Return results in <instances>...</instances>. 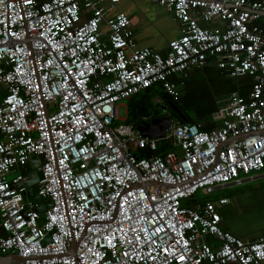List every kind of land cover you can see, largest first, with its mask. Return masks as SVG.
Masks as SVG:
<instances>
[{
	"label": "built area",
	"instance_id": "2783aa9c",
	"mask_svg": "<svg viewBox=\"0 0 264 264\" xmlns=\"http://www.w3.org/2000/svg\"><path fill=\"white\" fill-rule=\"evenodd\" d=\"M179 35L138 47L121 0H0V256L20 264H264V237L224 231L203 190L264 169V0H156ZM219 22L205 27L202 23ZM214 61L232 78L220 126L147 139L117 103ZM169 142L171 149L158 153ZM29 159L36 197L26 198ZM214 241L212 245L211 241Z\"/></svg>",
	"mask_w": 264,
	"mask_h": 264
},
{
	"label": "crops",
	"instance_id": "0c3cea01",
	"mask_svg": "<svg viewBox=\"0 0 264 264\" xmlns=\"http://www.w3.org/2000/svg\"><path fill=\"white\" fill-rule=\"evenodd\" d=\"M114 12H121L129 18L134 39L140 48L147 47L164 54L168 43L179 35L178 24L155 0H121ZM256 24L264 31V14ZM202 25L211 28L221 24L214 22ZM170 81L180 92L177 101L170 99L178 112L168 106L164 98L166 95L159 86H155L149 97L158 111L138 117L139 121L147 122L148 119L161 118V115L171 112L174 123L182 122L183 118L209 131L220 126L230 95L236 93L246 96L252 84L248 77H230L226 71L219 70L214 61H209L202 68H189L182 75L172 76ZM159 99H162L161 103ZM220 198L229 200L217 208L221 217L220 226L224 231L243 240L255 241L264 237V169L250 178H244L241 184L217 187L202 200L216 201ZM211 243L214 245L215 242L212 240Z\"/></svg>",
	"mask_w": 264,
	"mask_h": 264
},
{
	"label": "water",
	"instance_id": "95a60500",
	"mask_svg": "<svg viewBox=\"0 0 264 264\" xmlns=\"http://www.w3.org/2000/svg\"><path fill=\"white\" fill-rule=\"evenodd\" d=\"M156 1V0H155ZM157 2V1H156ZM168 106L171 107L176 113L178 112L174 105L164 96ZM162 99H159L161 103ZM154 104V101L152 102ZM155 105V104H154ZM158 111V109L156 108ZM183 123H190L186 119L182 118ZM172 119L168 116L152 119L149 122L141 121L137 126V130L139 131L140 135L147 139L153 138H163L165 136L166 131L171 127ZM38 159L32 160L29 159V166L31 168L30 173L28 174V182L27 187L34 185L38 179V175L35 171L36 166L38 165ZM33 201L40 205V210L43 211V206L41 203L40 198L34 196ZM23 259L18 257L17 255H6L0 257V264H20Z\"/></svg>",
	"mask_w": 264,
	"mask_h": 264
},
{
	"label": "trees",
	"instance_id": "16d2710c",
	"mask_svg": "<svg viewBox=\"0 0 264 264\" xmlns=\"http://www.w3.org/2000/svg\"><path fill=\"white\" fill-rule=\"evenodd\" d=\"M154 87H151L149 89H147L146 91L139 93L133 97H130L128 100V114L131 115V117L133 118L131 121H133V123L135 122V125L137 126L141 121H139L137 118L140 116H145L147 114H156L157 110H156V105H154L152 103V101L150 100L151 94L154 91ZM167 97V96H166ZM169 99V101L174 105V102H172L170 100L169 97H167ZM174 107L176 108V105H174ZM138 120V121H137ZM129 121V122H131ZM171 149V145L169 142H163L159 145L158 147V153H163L167 150ZM34 186V185H32ZM30 186V187H32ZM199 201H203L202 199H200Z\"/></svg>",
	"mask_w": 264,
	"mask_h": 264
},
{
	"label": "rangeland",
	"instance_id": "374dc122",
	"mask_svg": "<svg viewBox=\"0 0 264 264\" xmlns=\"http://www.w3.org/2000/svg\"><path fill=\"white\" fill-rule=\"evenodd\" d=\"M116 105H117V118H118V120L114 121L115 124H121L124 122H129L133 119L131 117V115L128 114V109H127L128 100L119 101ZM161 116L166 117L167 115L165 114V115H161ZM25 196H26V198H30L33 200V197L36 196L35 185L26 189ZM207 196L208 195H206L203 190H200L197 193V198L199 200L203 199L204 197H207ZM0 257H2V256H0Z\"/></svg>",
	"mask_w": 264,
	"mask_h": 264
},
{
	"label": "flooded vegetation",
	"instance_id": "af4514ba",
	"mask_svg": "<svg viewBox=\"0 0 264 264\" xmlns=\"http://www.w3.org/2000/svg\"><path fill=\"white\" fill-rule=\"evenodd\" d=\"M168 117H170L171 119H172V122H174V117H173V115H172V113L171 112H169V114H166ZM148 121H150V119H148ZM147 121V122H148ZM172 124V123H171ZM139 125V124H138ZM137 125V126H138Z\"/></svg>",
	"mask_w": 264,
	"mask_h": 264
}]
</instances>
